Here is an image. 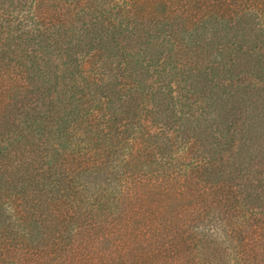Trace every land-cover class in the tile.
I'll use <instances>...</instances> for the list:
<instances>
[{
	"label": "trees",
	"instance_id": "1",
	"mask_svg": "<svg viewBox=\"0 0 264 264\" xmlns=\"http://www.w3.org/2000/svg\"><path fill=\"white\" fill-rule=\"evenodd\" d=\"M0 264H264V0H0Z\"/></svg>",
	"mask_w": 264,
	"mask_h": 264
}]
</instances>
